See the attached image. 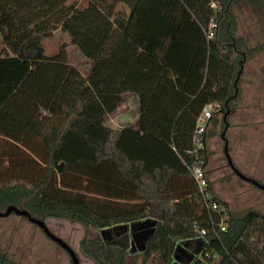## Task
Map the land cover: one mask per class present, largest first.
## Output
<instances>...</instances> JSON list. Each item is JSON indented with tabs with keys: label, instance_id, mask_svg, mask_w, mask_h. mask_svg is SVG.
Segmentation results:
<instances>
[{
	"label": "trees",
	"instance_id": "1",
	"mask_svg": "<svg viewBox=\"0 0 264 264\" xmlns=\"http://www.w3.org/2000/svg\"><path fill=\"white\" fill-rule=\"evenodd\" d=\"M241 2L0 0V199L86 228L152 223L137 250L126 233L84 236L96 264H171L203 228L196 264H264V212L234 213L193 173L211 156L208 131L203 148L194 140L198 117L212 104L210 122L229 110L228 121L240 95ZM57 30L70 40L47 55L43 40ZM71 46L91 61L87 75L70 63ZM127 92L139 97L137 126L107 125ZM0 264L22 263L0 248Z\"/></svg>",
	"mask_w": 264,
	"mask_h": 264
},
{
	"label": "rangeland",
	"instance_id": "2",
	"mask_svg": "<svg viewBox=\"0 0 264 264\" xmlns=\"http://www.w3.org/2000/svg\"><path fill=\"white\" fill-rule=\"evenodd\" d=\"M77 1L81 4L86 2V0ZM240 21H242V17ZM1 39L2 36L0 33V47ZM69 40V35L62 30H57L52 36L45 37L43 43L46 54H55L60 45L64 42H69ZM68 57L71 64L79 68L83 74H88L91 61L84 58L75 47L71 46L68 48ZM138 117L139 97L136 93L127 92L125 94L124 104L119 107L117 111L108 115L105 119V123L114 128L136 127ZM222 127L223 124L219 130L209 129V137L211 134H214L216 137V143L213 145V151L211 153L212 160L210 163L212 173L215 177V180L212 181L214 189L217 192V195L229 204L234 213L242 214L248 209H255L264 212V194L262 191L243 179H240L228 164L225 153L226 142L221 136V133L224 130H222ZM231 134H233V131L230 129V131H227L226 137L229 140V154L231 153L233 155V146H230V139H232V137H229ZM236 149L237 148H235V150ZM256 155H259V153ZM263 158L264 153L262 152V159ZM246 163H248V161ZM8 203L9 200L0 199V211H4L9 205ZM46 222L55 234L66 240L77 251L80 257V264H96L92 259L86 257L80 249V241L86 235L91 238L110 240L113 237L126 233L127 237L131 238L130 243L133 249H141L144 244V241L142 240L143 237L136 235L138 234L136 232L140 230V228L142 229L143 226L139 225L138 228L134 229V226L139 222L131 223L129 225L118 224L103 229H96L93 227L86 228L80 223H73L68 220L60 219H49ZM148 235L149 234L146 236ZM191 242L196 249L195 258L198 257V259L205 262L203 258L205 250L203 237L200 236L193 240L191 239ZM181 245L182 244L179 243L177 248L184 255L183 249L180 247ZM0 248L6 251L11 258L22 264H72L68 252L60 247L56 241L47 237L37 223L30 222L28 219H24L22 216L17 215L14 212L9 216H0ZM186 250V252H189L187 248ZM175 255L180 260L184 259L183 255L178 253V251H175ZM217 260L218 259H216L215 262Z\"/></svg>",
	"mask_w": 264,
	"mask_h": 264
},
{
	"label": "crops",
	"instance_id": "3",
	"mask_svg": "<svg viewBox=\"0 0 264 264\" xmlns=\"http://www.w3.org/2000/svg\"><path fill=\"white\" fill-rule=\"evenodd\" d=\"M233 13L235 35L241 41L242 50L249 56L238 81L240 95L233 112L228 117L227 131L230 129L233 131V134L229 135L232 137L230 146H233V155L230 154L235 166H239L242 172L253 173L254 176L264 180V158L262 159V152L264 153V0L238 3L233 7ZM241 17L242 21H240ZM217 119L216 123L211 121L207 129L206 145L210 153L213 151L216 137L214 134L209 137V129L219 130L222 126V120ZM258 153L259 155H256ZM211 160L212 154L207 166L208 178L212 182L215 177L210 167ZM151 224L139 222L134 229L140 225L143 226V230L140 228L136 232L138 234H135L143 237L144 241L146 235L151 232ZM180 247L184 254L187 253L186 247L184 248L183 245ZM191 250L196 253L195 248ZM178 253L183 255L179 249Z\"/></svg>",
	"mask_w": 264,
	"mask_h": 264
},
{
	"label": "water",
	"instance_id": "4",
	"mask_svg": "<svg viewBox=\"0 0 264 264\" xmlns=\"http://www.w3.org/2000/svg\"><path fill=\"white\" fill-rule=\"evenodd\" d=\"M242 68H243V66H241V69L239 70L238 76H237V78L235 80V85L236 86H237L238 81L240 79ZM228 114H229V110H227L225 115H224L225 116V127H224V130L222 131V134H221L222 138H224L225 142H226L225 143V153H226V157H227V160H228V164L231 166V168L234 170V172L241 179H243L245 181H248V182H251V183H253V184H255V185H257V186H259V187L264 189V185L259 183L254 178L247 176L246 174L241 172L239 169H237V167L235 166V164H234V162H233V160L231 158V155L229 154V149H228L229 141H228V139L226 137V132H227V129L229 127V122L227 121V115ZM12 212H14V213H16L17 215H20V216H26L30 222L37 223L40 226V228L43 229V231L51 239L56 241L59 244L60 247H62L64 250H66L68 252V254L71 257L72 264H80V257L78 255L77 251L66 240H64L63 238H61L57 234H55L49 228V226H48V224H47V222L45 220L36 218V217L32 216L31 213L28 210L20 208V207H17L15 205H10V206L7 207L6 210L0 211V216H8ZM176 251H178V248H176ZM195 256H196V253L192 252V257L188 261H183V260H180L176 255H174V258H173V261H172L171 264H192L194 259H195ZM196 262L193 263V264H196Z\"/></svg>",
	"mask_w": 264,
	"mask_h": 264
},
{
	"label": "built area",
	"instance_id": "5",
	"mask_svg": "<svg viewBox=\"0 0 264 264\" xmlns=\"http://www.w3.org/2000/svg\"><path fill=\"white\" fill-rule=\"evenodd\" d=\"M212 6H215V4H213ZM214 27H216L215 22L211 24V31L209 33V36L213 35L212 28ZM214 110H215L214 105L209 104L208 106L205 107L202 114H200V116L197 119L194 140L197 143L198 148L204 147L203 138L201 137V135H203L207 131L208 125L213 116ZM193 173H194L195 179L197 180L201 188L204 189L205 187L208 186L209 180H208V175H207V168L204 167L203 160L200 157H197L196 164L193 167ZM207 197L210 199L209 205L214 209L218 208V203L216 201L212 200L211 202L212 195L210 193L207 194ZM226 228H227L226 225H223V224L221 225V230H226ZM200 234L201 236L205 235L206 229L204 228L201 229Z\"/></svg>",
	"mask_w": 264,
	"mask_h": 264
},
{
	"label": "flooded vegetation",
	"instance_id": "6",
	"mask_svg": "<svg viewBox=\"0 0 264 264\" xmlns=\"http://www.w3.org/2000/svg\"><path fill=\"white\" fill-rule=\"evenodd\" d=\"M216 116H217V118H220V117H222V118H220L223 122H224V125H223V127H222V130L224 129V127H225V113L224 112H221V111H218L217 112V114H215ZM229 117V116H228ZM221 130V131H222ZM222 134V133H221ZM224 139V138H223ZM224 141H225V139H224ZM228 161V160H227ZM230 166V165H229ZM237 167V169H239L241 172H242V170L239 168V166H236ZM230 168H231V166H230ZM232 169V168H231ZM232 171L234 172V170L232 169ZM235 173V172H234ZM243 173L244 174H246L247 176H249V177H252V178H254L255 180H257L259 183H261L262 185H264V180H263V178H258V177H256V176H254L253 175V173H245L244 171H243ZM236 174V173H235ZM237 175V174H236ZM238 176V175H237ZM239 177V176H238ZM240 178V177H239ZM241 179V178H240ZM245 181V180H244ZM246 182H248V181H246ZM248 183H250V184H252L255 188H257V189H259L260 191H262V193L264 194V189L263 188H261V187H259V186H257V185H255V184H253V183H251V182H248ZM189 250V249H188ZM187 251V250H186ZM189 251H191L192 252V250L190 249ZM191 252H187V253H185L184 255H183V257H184V259H182L183 261H188L191 257H192V253ZM196 259H198V257H196L195 259H194V261H193V263H195L197 260ZM200 260V259H199ZM192 263V264H193Z\"/></svg>",
	"mask_w": 264,
	"mask_h": 264
}]
</instances>
